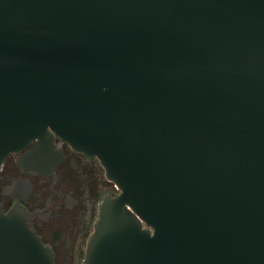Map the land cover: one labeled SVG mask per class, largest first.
Instances as JSON below:
<instances>
[{"label":"water","instance_id":"obj_1","mask_svg":"<svg viewBox=\"0 0 264 264\" xmlns=\"http://www.w3.org/2000/svg\"><path fill=\"white\" fill-rule=\"evenodd\" d=\"M56 137L119 190L84 264H264V0H0V169ZM0 264H54L19 208Z\"/></svg>","mask_w":264,"mask_h":264},{"label":"flooded vegetation","instance_id":"obj_2","mask_svg":"<svg viewBox=\"0 0 264 264\" xmlns=\"http://www.w3.org/2000/svg\"><path fill=\"white\" fill-rule=\"evenodd\" d=\"M39 158L34 142L7 156L0 169V211L24 210L28 228L51 250L54 264H84L100 205L118 187L97 157L58 137Z\"/></svg>","mask_w":264,"mask_h":264}]
</instances>
